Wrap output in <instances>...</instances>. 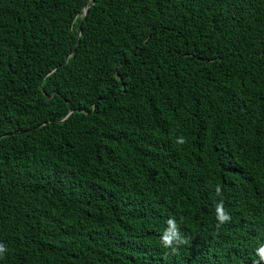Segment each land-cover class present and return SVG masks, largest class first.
I'll use <instances>...</instances> for the list:
<instances>
[{
	"label": "trees",
	"instance_id": "obj_1",
	"mask_svg": "<svg viewBox=\"0 0 264 264\" xmlns=\"http://www.w3.org/2000/svg\"><path fill=\"white\" fill-rule=\"evenodd\" d=\"M260 242L264 0H0V264H254Z\"/></svg>",
	"mask_w": 264,
	"mask_h": 264
},
{
	"label": "clouds",
	"instance_id": "obj_2",
	"mask_svg": "<svg viewBox=\"0 0 264 264\" xmlns=\"http://www.w3.org/2000/svg\"><path fill=\"white\" fill-rule=\"evenodd\" d=\"M176 143L184 144L186 140L184 137H178ZM215 193L218 197H222L221 186L217 185L215 187ZM215 215L217 229L231 220V216L224 210L223 199L215 205ZM160 242L163 248L170 250L173 254L179 250L180 246L188 243V238L181 233L175 217H169L166 220V227L160 235ZM6 251V246L0 243V257H2ZM254 252L258 258L254 261V264H264V242H260L254 249Z\"/></svg>",
	"mask_w": 264,
	"mask_h": 264
},
{
	"label": "water",
	"instance_id": "obj_3",
	"mask_svg": "<svg viewBox=\"0 0 264 264\" xmlns=\"http://www.w3.org/2000/svg\"><path fill=\"white\" fill-rule=\"evenodd\" d=\"M93 2V0H91ZM87 9L84 10V15H86ZM79 36H80V27L78 28V33H77V41H79Z\"/></svg>",
	"mask_w": 264,
	"mask_h": 264
}]
</instances>
